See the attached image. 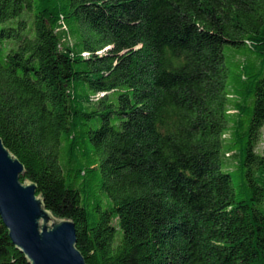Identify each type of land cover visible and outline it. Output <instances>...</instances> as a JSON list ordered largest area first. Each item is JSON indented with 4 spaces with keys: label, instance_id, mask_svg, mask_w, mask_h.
<instances>
[{
    "label": "trees",
    "instance_id": "obj_1",
    "mask_svg": "<svg viewBox=\"0 0 264 264\" xmlns=\"http://www.w3.org/2000/svg\"><path fill=\"white\" fill-rule=\"evenodd\" d=\"M0 138L85 264H264V0H0Z\"/></svg>",
    "mask_w": 264,
    "mask_h": 264
},
{
    "label": "water",
    "instance_id": "obj_2",
    "mask_svg": "<svg viewBox=\"0 0 264 264\" xmlns=\"http://www.w3.org/2000/svg\"><path fill=\"white\" fill-rule=\"evenodd\" d=\"M22 163L0 138V217L27 264H85L76 248L74 223L52 215L35 184L20 178Z\"/></svg>",
    "mask_w": 264,
    "mask_h": 264
}]
</instances>
